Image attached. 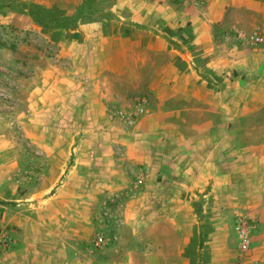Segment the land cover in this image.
Segmentation results:
<instances>
[{
    "label": "crops",
    "instance_id": "0c3cea01",
    "mask_svg": "<svg viewBox=\"0 0 264 264\" xmlns=\"http://www.w3.org/2000/svg\"><path fill=\"white\" fill-rule=\"evenodd\" d=\"M0 22L37 32L70 56L72 77H87L89 90L72 80L76 87L60 88L57 100H71L73 110L84 97L87 130L110 133L87 141L97 158L78 161L87 202L50 198L31 219L30 196L15 184L24 160L1 161L10 163V189L0 173L10 208L0 205V229L17 226L21 243L0 264L83 263L79 224L91 226L94 197L115 211L106 224L115 244L97 261L133 244L167 264H233L234 220L243 215L254 236L249 264H264V42L250 40L264 39V0H0ZM142 101L134 125L110 115ZM132 168L142 189L106 203L127 192Z\"/></svg>",
    "mask_w": 264,
    "mask_h": 264
},
{
    "label": "rangeland",
    "instance_id": "374dc122",
    "mask_svg": "<svg viewBox=\"0 0 264 264\" xmlns=\"http://www.w3.org/2000/svg\"><path fill=\"white\" fill-rule=\"evenodd\" d=\"M236 38L239 37L236 35ZM69 57L62 54L57 45L37 32H23L16 30L10 24H0V173H7L6 179L2 182L7 189H10V163L1 161H9L10 156L24 160L18 163L20 174L15 184L18 185V194L24 198L30 196L29 201L25 202L27 207L24 212L29 219L31 213H36L44 207L50 198L58 197L67 200L69 204L71 200H76L78 203L87 202L86 196L81 195L87 191L85 166L79 162L91 156L98 157L89 151L87 147L89 139L102 140L110 134L105 130L96 132L87 130L91 120L88 116L89 108L86 107L89 101L84 97L76 101L78 105L72 108L73 110L70 107L71 100H57L62 92L60 88L63 91L67 88L72 89L76 86L70 82L78 81V78L72 77L74 67ZM55 80L58 82L55 83ZM87 80L84 75L79 77V81L82 82L78 81L79 87L84 85V91L89 90ZM60 105L62 109L59 108ZM127 114L116 109L110 110L113 119L123 123L126 122L123 117ZM80 167L82 171L77 176L80 180L73 183L71 177H75L74 171ZM128 173L130 185L127 192L115 195L111 201L105 200L106 203L119 205L123 197H128L132 192L142 189L144 183L138 186L136 169H129ZM72 186L77 189L75 190L77 196H71L75 193ZM101 198L94 197L96 208L92 214L91 226L85 222L79 224L78 237L79 240L81 239L80 243L85 244L84 262L80 264H93V258L94 264L100 262L114 264V261H118V264H167L164 259H151L153 255L150 254L149 246L146 249L142 247L139 252L137 248L134 250L133 244H128L132 249H127L119 255L115 251H109L114 246L116 238L114 230L106 224L110 218L114 220L110 216L115 211L112 207L109 210L105 209L107 206L103 204ZM0 205L10 208V203L3 202L2 198ZM32 220L29 221L34 223L35 219ZM66 227L69 228L64 225V228ZM19 232L20 230L14 225L0 229V256L19 248L21 243ZM99 237H104L107 243L96 248L95 241ZM4 240L10 242H6V246H3L1 242ZM129 240H131L129 237H125L124 241ZM166 247L167 245L163 244L161 248ZM106 249H109L110 262H107V257L97 258V261L96 255L105 252ZM236 251L233 264H249L255 255L254 236L251 252L247 258H241L237 237ZM253 264L263 263L258 260Z\"/></svg>",
    "mask_w": 264,
    "mask_h": 264
},
{
    "label": "built area",
    "instance_id": "2783aa9c",
    "mask_svg": "<svg viewBox=\"0 0 264 264\" xmlns=\"http://www.w3.org/2000/svg\"><path fill=\"white\" fill-rule=\"evenodd\" d=\"M239 37H243L239 35ZM243 39V38H242ZM250 40L253 42V45H260L263 44L264 39L261 35H254L250 38ZM146 105L147 103L145 101H142V103L137 106L136 110L131 112L130 114H127L123 117V120H125L128 125L135 124L139 118L143 117L146 111ZM144 178L143 176L139 178L138 186L143 185ZM137 186V187H138ZM234 229H235V235L237 237L238 241V249L240 254L242 255L244 259L248 257L249 253L251 252V246H252V224L248 220L246 216L238 215L236 217L235 223H234ZM6 242H10L9 240H4L1 242L3 246H6ZM107 243V240L104 237H99L95 241V247L100 248L104 246ZM9 247V246H8Z\"/></svg>",
    "mask_w": 264,
    "mask_h": 264
}]
</instances>
